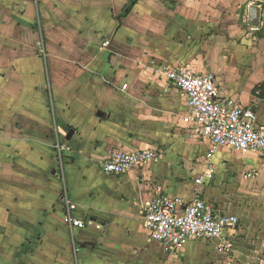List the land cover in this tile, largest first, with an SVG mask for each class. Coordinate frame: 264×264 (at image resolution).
I'll list each match as a JSON object with an SVG mask.
<instances>
[{"label":"crops","instance_id":"0c3cea01","mask_svg":"<svg viewBox=\"0 0 264 264\" xmlns=\"http://www.w3.org/2000/svg\"><path fill=\"white\" fill-rule=\"evenodd\" d=\"M130 2L0 0V264H231L218 240L165 255L144 207L198 189L237 213L217 192L233 151L220 149L215 174L195 185L211 145L183 120L187 98L165 70L215 72L264 125L254 93L264 81V0H138L126 12ZM59 141L70 150L60 154ZM146 148L159 157L105 172L111 151ZM65 195L84 227L67 223ZM240 218L228 232L232 260L264 264V232Z\"/></svg>","mask_w":264,"mask_h":264},{"label":"built area","instance_id":"2783aa9c","mask_svg":"<svg viewBox=\"0 0 264 264\" xmlns=\"http://www.w3.org/2000/svg\"><path fill=\"white\" fill-rule=\"evenodd\" d=\"M109 44L110 40H106L103 46ZM165 75L169 85L178 88L187 98L189 114L183 120L192 124L194 135L206 138L211 145L205 154L204 172L194 178L197 187L205 183L206 177L215 174V156L220 149L253 154L264 160V125L257 112L223 93L215 72H197L187 65H180L166 68ZM127 86L124 84L123 89ZM57 149L61 154L70 147L59 141ZM158 157L154 148L113 150L103 167L109 174L123 175ZM64 201L70 228L84 227L83 221L73 217L71 201L66 195ZM144 209V225L150 240L160 244L169 256L197 239L218 240L219 251L227 253L233 243L228 232L240 221L236 214L215 206L198 189L188 200L178 194L161 193L148 201ZM161 264L173 263L166 256Z\"/></svg>","mask_w":264,"mask_h":264},{"label":"rangeland","instance_id":"374dc122","mask_svg":"<svg viewBox=\"0 0 264 264\" xmlns=\"http://www.w3.org/2000/svg\"><path fill=\"white\" fill-rule=\"evenodd\" d=\"M232 155V160L229 161L226 172L220 174L219 178L222 181V186L217 192L218 194L222 193L225 202L237 204V213H233L239 219L242 217L243 221H246V217H254L251 218L255 222L254 229L252 230L256 235H260V233L264 232V218L260 215L264 214V160L253 154L245 156L241 153H234V151ZM229 157V154L225 156V158ZM217 158L218 154L216 155L215 162H217ZM60 174L59 171L58 177L62 187L63 182ZM227 212H230V210L227 209ZM256 213L259 214L255 215ZM231 256L230 250L226 253L224 259L230 260L231 264H236ZM211 259L214 261L211 264H215L218 258L214 257V259Z\"/></svg>","mask_w":264,"mask_h":264},{"label":"trees","instance_id":"16d2710c","mask_svg":"<svg viewBox=\"0 0 264 264\" xmlns=\"http://www.w3.org/2000/svg\"><path fill=\"white\" fill-rule=\"evenodd\" d=\"M138 2V0H131V2L128 4V11L131 10V8ZM122 16L126 15V13L121 14ZM254 93L256 94V96L258 97V99L262 102H264V81L262 83H260L259 85H257L254 88Z\"/></svg>","mask_w":264,"mask_h":264},{"label":"water","instance_id":"95a60500","mask_svg":"<svg viewBox=\"0 0 264 264\" xmlns=\"http://www.w3.org/2000/svg\"><path fill=\"white\" fill-rule=\"evenodd\" d=\"M128 11V9L126 10V12ZM254 14V13H253ZM72 132L73 131H70L69 134L67 135V139L71 138V135H72Z\"/></svg>","mask_w":264,"mask_h":264}]
</instances>
